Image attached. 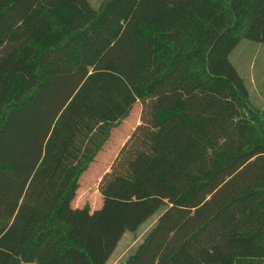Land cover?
<instances>
[{"label": "trees", "instance_id": "16d2710c", "mask_svg": "<svg viewBox=\"0 0 264 264\" xmlns=\"http://www.w3.org/2000/svg\"><path fill=\"white\" fill-rule=\"evenodd\" d=\"M243 37L264 41V0H0V264H106L158 210L121 264H264V106L229 59ZM136 101L102 207L77 211Z\"/></svg>", "mask_w": 264, "mask_h": 264}, {"label": "rangeland", "instance_id": "374dc122", "mask_svg": "<svg viewBox=\"0 0 264 264\" xmlns=\"http://www.w3.org/2000/svg\"><path fill=\"white\" fill-rule=\"evenodd\" d=\"M89 1L91 5L96 8L101 0ZM229 59L239 74L243 77L248 87L249 101L251 105L262 108L264 106V41H256L245 37L241 38L235 47L230 51ZM140 109L141 103L136 101L129 114L118 125L112 128L109 139H114L119 132L128 129L129 122L134 118L136 119L137 117L140 121ZM113 145L114 143H109V140L105 141L103 147L95 155L91 165H89L86 172H84L79 178L74 196L71 199V202L73 200L71 205L76 207L77 211L84 208L85 212L88 211L92 213L100 208L98 207L99 203L104 199H102V195L99 193L97 186L100 180L99 176H102L106 170L101 172V174L95 173L93 175L92 171L89 172V168L95 164L98 168H101L107 159H109L110 156H113L107 164L109 169L110 164L116 156ZM99 159L103 160L99 162ZM85 207L87 208L85 209ZM160 211L161 210H158L148 220L143 222L136 231H126L119 240L106 264H121L144 238V235L154 223L157 214Z\"/></svg>", "mask_w": 264, "mask_h": 264}, {"label": "crops", "instance_id": "0c3cea01", "mask_svg": "<svg viewBox=\"0 0 264 264\" xmlns=\"http://www.w3.org/2000/svg\"><path fill=\"white\" fill-rule=\"evenodd\" d=\"M139 122V120H138V118L136 117V119L134 118L133 120H131L130 122H129V127H128V129H126V130H123L122 132H119V134H117V136L114 138V139H107L106 141H108L109 140V143H114V153L116 152L117 153V151L119 150V148L122 146V144L124 143V141L127 139V137L129 136V134H130V132H131V130L134 128V126L137 124ZM105 143V142H104ZM116 144V145H115ZM103 147V146H102ZM101 147V148H102ZM98 153V152H97ZM116 153H115V155H116ZM114 155V156H115ZM111 158H113V156H110V158L109 159H107V161L104 163V165L101 167V168H98L97 166H96V164L95 165H93V166H90V168H89V172L90 171H92L93 173V175L95 174V173H99V174H101V172H104L105 170H107L108 169V162H109V160H111ZM94 160V159H93ZM92 160V161H93ZM101 160H103V159H99V162L101 161ZM91 161V162H92ZM91 162L89 163V165H91ZM89 165H88V167H89ZM87 167V168H88ZM86 168V169H87ZM86 169L81 173V175H80V177L82 176V174L84 173V172H86ZM101 176V175H100ZM100 176H99V179H100ZM79 177V178H80ZM102 199H104V197L102 196ZM73 203V200H72V202H71V204ZM103 203H104V200H102L100 203H99V206L98 207H102V205H103Z\"/></svg>", "mask_w": 264, "mask_h": 264}]
</instances>
